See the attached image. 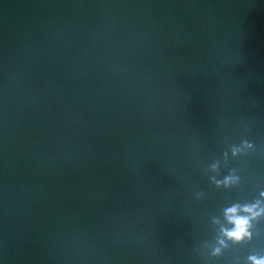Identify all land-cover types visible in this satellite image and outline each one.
<instances>
[{
  "label": "water",
  "instance_id": "95a60500",
  "mask_svg": "<svg viewBox=\"0 0 264 264\" xmlns=\"http://www.w3.org/2000/svg\"><path fill=\"white\" fill-rule=\"evenodd\" d=\"M251 257L264 0H0V264Z\"/></svg>",
  "mask_w": 264,
  "mask_h": 264
},
{
  "label": "clouds",
  "instance_id": "9594fccd",
  "mask_svg": "<svg viewBox=\"0 0 264 264\" xmlns=\"http://www.w3.org/2000/svg\"><path fill=\"white\" fill-rule=\"evenodd\" d=\"M255 207V206H253ZM253 207H245L242 210L245 213H251V217L248 216H237L236 208H231L228 210V215L230 218L231 223L234 224V229L231 231H227L225 235H227L229 238L240 240L243 236H248L250 233H248L247 228L249 227V221L250 218H255L259 213L253 212ZM250 259L255 260L254 257H251ZM255 264H264V259L255 260Z\"/></svg>",
  "mask_w": 264,
  "mask_h": 264
}]
</instances>
